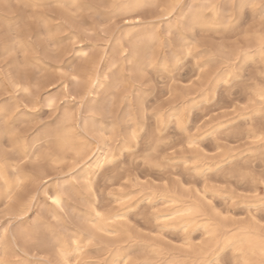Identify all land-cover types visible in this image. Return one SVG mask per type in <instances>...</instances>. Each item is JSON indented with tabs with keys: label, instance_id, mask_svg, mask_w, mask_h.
<instances>
[{
	"label": "rangeland",
	"instance_id": "obj_1",
	"mask_svg": "<svg viewBox=\"0 0 264 264\" xmlns=\"http://www.w3.org/2000/svg\"><path fill=\"white\" fill-rule=\"evenodd\" d=\"M164 1L111 13V0H0L1 143L24 177L13 195L54 244L77 236L70 264H251L236 240L264 236V11L211 0L213 23L189 27L207 1L159 18ZM153 25L140 58L124 32ZM65 111L89 131L83 153L35 142ZM13 205L0 197V264H61L13 235Z\"/></svg>",
	"mask_w": 264,
	"mask_h": 264
},
{
	"label": "bare ground",
	"instance_id": "obj_2",
	"mask_svg": "<svg viewBox=\"0 0 264 264\" xmlns=\"http://www.w3.org/2000/svg\"><path fill=\"white\" fill-rule=\"evenodd\" d=\"M70 1V0H69ZM158 0H111V5H112V10L111 13H132L135 11H138L141 8H144L148 5H154L157 3ZM196 1V0H195ZM201 1V0H200ZM207 2L204 3H199L198 6L190 12V18L188 20L187 25L189 27L194 26V25H210L213 23V19L216 18L217 10L216 7H213L214 4L212 3L211 0H206ZM61 2V1H60ZM182 2V0H165L164 1V9L162 10L160 15L158 16L159 18H162L164 16L167 17V15H171L175 13L174 11L177 9L179 4ZM74 3V1L72 2ZM65 5V4H64ZM70 6L71 3L69 4ZM74 5V4H73ZM187 6V5H186ZM192 6V5H191ZM10 7V6H8ZM79 7V6H78ZM189 6H187L188 8ZM73 8V7H72ZM180 8V7H179ZM185 8V7H184ZM183 8V9H184ZM191 8V7H190ZM188 8V9H190ZM211 8V15L209 16L206 13V10ZM154 9V8H153ZM9 10V9H8ZM180 10V9H179ZM107 12V11H106ZM185 10H180L179 14L184 15ZM188 13V12H186ZM177 15V14H176ZM114 16V15H113ZM136 16V15H135ZM173 16V15H172ZM129 17V16H128ZM179 17V16H178ZM176 16V18H178ZM182 17V16H181ZM222 17V16H221ZM153 18V17H152ZM169 18V17H168ZM171 18V16H170ZM67 19V18H66ZM70 19V18H69ZM134 19V18H133ZM155 19V18H154ZM167 19V18H166ZM218 19V18H217ZM220 19V18H219ZM222 19V18H221ZM180 20V19H179ZM130 21V19H129ZM128 21V23H129ZM135 21V20H134ZM144 21V20H143ZM152 22V21H151ZM140 23V21H139ZM138 23V25H139ZM218 24V23H217ZM60 25V24H59ZM165 27V24H163ZM162 26V25H161ZM146 27V26H145ZM148 28H145L144 30H139L137 31L134 27H129L125 30L124 32V37H126L128 40L133 45V50L137 56L140 58L141 55H145V50L148 46H150L151 42L156 39V36L159 34V30L157 29L156 26H147ZM159 27V26H158ZM162 27V28H163ZM175 27V26H174ZM173 27V28H174ZM141 28V27H140ZM55 29V28H54ZM116 30V29H115ZM8 32V31H7ZM162 33V32H161ZM5 34V33H4ZM3 35V34H2ZM20 35V34H19ZM64 36V35H63ZM165 36V35H164ZM125 38V39H126ZM185 38V37H184ZM157 40V39H156ZM168 40V39H167ZM259 40V39H258ZM257 40V41H258ZM25 42V41H24ZM109 42V41H108ZM11 43V42H10ZM116 43L119 45H122V39L117 38ZM186 43V42H185ZM263 43V42H262ZM8 44V43H7ZM52 44V43H51ZM154 44V43H153ZM187 44V43H186ZM9 45V44H8ZM131 45V46H132ZM152 45V44H151ZM188 46V44H187ZM11 47V46H10ZM18 47H20L18 45ZM152 47V46H151ZM150 47V48H151ZM262 47V46H261ZM15 48V46H14ZM126 48V47H125ZM149 48V49H150ZM9 49V48H8ZM11 49V48H10ZM21 49V48H20ZM123 49V48H122ZM115 50V49H114ZM129 50V47H128ZM26 51V50H25ZM118 52V51H117ZM148 52V50H147ZM146 52V53H147ZM115 54V51H114ZM149 54V53H148ZM111 55V54H110ZM117 55V54H116ZM104 56V55H103ZM106 56V55H105ZM151 57V55H149ZM97 58V57H96ZM112 58V57H111ZM114 58V57H113ZM112 58V59H113ZM250 58V57H249ZM95 59V57H94ZM102 59V58H101ZM149 59V58H148ZM97 60V59H96ZM114 61V59H113ZM149 61V60H148ZM160 61V60H159ZM138 62V60H137ZM97 63V62H96ZM100 64V63H98ZM47 65V64H46ZM139 66V65H138ZM141 69V68H140ZM98 70V69H97ZM97 75V74H96ZM97 77V76H96ZM95 77V78H96ZM99 77V76H98ZM225 79V78H224ZM19 80V79H18ZM96 80V79H95ZM24 81V80H23ZM94 81V80H93ZM97 81V80H96ZM104 81V80H103ZM119 81V80H117ZM106 82V81H105ZM16 83V82H15ZM121 83V82H120ZM18 83L16 84V86ZM95 85V83H94ZM19 88V87H18ZM90 88V87H89ZM15 90V89H14ZM24 90V89H23ZM66 91V90H65ZM14 92V91H13ZM17 92V91H16ZM71 92V91H70ZM88 92V91H87ZM86 92V94H87ZM14 94V93H13ZM71 94V93H70ZM54 95V94H53ZM72 95V94H71ZM17 96V95H16ZM72 97V96H71ZM70 97V98H71ZM86 98V96H84ZM83 97V98H84ZM89 97V96H88ZM14 98V97H13ZM53 98V97H52ZM52 98H49L48 101H52ZM18 99V97H17ZM54 99V98H53ZM57 100V99H56ZM84 100V99H83ZM6 102V101H5ZM103 102V101H102ZM105 102V101H104ZM107 104V103H106ZM14 105H18L17 102L14 103ZM98 106V105H97ZM13 107V103L7 102L6 104L3 103L2 109L5 111H10V109ZM99 108V107H98ZM107 108V107H106ZM67 110V109H66ZM79 111V110H78ZM63 114V113H62ZM79 115V114H78ZM79 119V118H78ZM4 122V121H3ZM104 122V121H103ZM56 123V122H55ZM51 125V124H50ZM49 125V126H50ZM53 125V124H52ZM78 124L75 121L74 116L72 115L71 112L65 111L63 114V117L61 121L59 122V125L55 128L51 129H45L42 131L40 138L35 140H46V141H51L54 145V147L58 150H72L75 151L76 153H83L85 149L89 146V140L87 141V137L89 135V131L87 128L83 129V132L79 129L77 126ZM8 126V125H7ZM52 127V126H51ZM95 127V126H94ZM105 127V126H104ZM7 128V127H6ZM50 128V127H49ZM101 128V127H100ZM42 130V129H41ZM6 129L1 126V121H0V197L5 196V198H11L15 201V205L11 207V217L13 220L19 221L20 225L16 228L14 232V236L16 238H20L21 240L25 242L29 241H34L35 245L41 249V251H54L56 252L59 256L57 259H60L59 261L61 262H66V264H70L69 261V256L73 251H78L80 248L78 238L76 235H71L70 236V242L67 239L62 240L59 238L58 243L54 244L53 242L50 241V238L55 239L56 237H59L58 230L56 229H47L49 233V237L45 235L44 232H40L38 228H30L25 224V219L27 218V214L29 213L30 210V204L28 201H25L22 197H17L16 195H13V193L16 191V189L21 186V182L23 180V176L20 175V169H19V164L18 161L16 163L9 164L10 157L8 153L5 151L2 143H1V137L3 136V133H5ZM8 132V131H7ZM91 137V136H90ZM3 139V138H2ZM13 145L15 146V149L17 151V154L20 157H24L23 159L28 158L30 154L33 153L34 149L29 148L28 150L25 149L23 144L19 143L17 140H12ZM43 144V143H42ZM31 145V144H30ZM35 145V144H34ZM32 146V145H31ZM33 147V146H32ZM95 147V146H94ZM96 148V147H95ZM33 149V150H32ZM44 153V152H43ZM35 156V153L33 154ZM102 156V155H101ZM66 158V157H65ZM100 158V157H99ZM102 158V157H101ZM63 159V158H62ZM98 160V159H96ZM100 160V159H99ZM102 160V159H101ZM101 162V161H98ZM10 165L14 167V175L15 178L12 179L10 177ZM23 174V173H22ZM86 176V175H85ZM87 179V178H86ZM1 181L3 182V188L1 187ZM59 199L60 197L56 195L55 199ZM33 201V200H32ZM32 204V203H31ZM95 220V219H94ZM97 220V219H96ZM88 221V220H87ZM91 222V220L89 219ZM14 222V221H13ZM93 222V221H92ZM94 224L95 223H92ZM98 222V221H97ZM101 223V222H100ZM82 224V223H81ZM83 225V224H82ZM99 225V223H98ZM93 226V225H92ZM91 226V227H92ZM101 225L95 226V230L97 229L96 227L102 228ZM106 226V225H105ZM103 226V227H105ZM109 229V228H108ZM83 230V229H82ZM100 230V229H98ZM105 230L106 227H105ZM7 231V230H6ZM104 231V228H103ZM84 232V231H83ZM106 232V231H104ZM72 233V232H71ZM93 233V232H92ZM88 234V233H87ZM78 235V234H77ZM92 236V235H91ZM230 238V237H229ZM83 239V238H82ZM57 240V239H56ZM55 240V241H56ZM53 241V240H52ZM236 243H240L244 246V248L250 250L251 256L248 260H252L251 264H261L262 257L261 252L262 249H264V236L259 235V234H250V235H244L240 239L236 240ZM231 244V243H230ZM242 248V247H241ZM82 250V249H81ZM247 250V251H248ZM53 253V252H52ZM246 253V252H245ZM118 254V253H117ZM245 255V254H244ZM31 256V255H30ZM28 257V256H27ZM119 258V256H117ZM116 260L118 261V259ZM41 258V257H40ZM113 258V259H115ZM120 259V258H119ZM49 263V262H47ZM46 262H43L41 264H47ZM72 263V262H71ZM50 264H57L54 262H50ZM60 264V263H59ZM115 264V262H114ZM245 264H248V262L245 260Z\"/></svg>",
	"mask_w": 264,
	"mask_h": 264
},
{
	"label": "snow or ice",
	"instance_id": "obj_3",
	"mask_svg": "<svg viewBox=\"0 0 264 264\" xmlns=\"http://www.w3.org/2000/svg\"><path fill=\"white\" fill-rule=\"evenodd\" d=\"M250 6L252 8L259 7L261 9V11H264V0H251ZM189 51H191V49H189ZM261 98L264 99V97H261ZM188 147L192 148L193 145L189 144ZM53 202L55 204L59 205L60 200L57 198V199H54ZM237 251H241V249H237ZM261 255H262V257H264V249H262ZM226 264H231V261L226 262ZM261 264H264V259H262Z\"/></svg>",
	"mask_w": 264,
	"mask_h": 264
}]
</instances>
